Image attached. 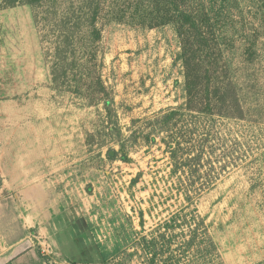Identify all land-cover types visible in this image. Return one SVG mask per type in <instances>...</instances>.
Here are the masks:
<instances>
[{
    "label": "rangeland",
    "instance_id": "obj_1",
    "mask_svg": "<svg viewBox=\"0 0 264 264\" xmlns=\"http://www.w3.org/2000/svg\"><path fill=\"white\" fill-rule=\"evenodd\" d=\"M22 1L0 0V264H264V0H201L219 45L194 106L174 25L99 18L89 102L92 68L53 81Z\"/></svg>",
    "mask_w": 264,
    "mask_h": 264
},
{
    "label": "trees",
    "instance_id": "obj_2",
    "mask_svg": "<svg viewBox=\"0 0 264 264\" xmlns=\"http://www.w3.org/2000/svg\"><path fill=\"white\" fill-rule=\"evenodd\" d=\"M22 2L30 4L35 9L45 5L43 11L46 15L43 17L42 26L46 27L48 35L55 37L51 63L53 81L58 80L59 73L67 72L66 70H70L71 66L84 68L88 65L92 68L90 73L79 70L84 77L87 75L92 78L93 83L86 87L89 102L105 99L107 95V89L97 70L100 63L95 42L100 39L99 18L140 25L144 28L174 25L181 42L187 101L189 105L194 106L197 96L201 101L204 98L211 99L212 94L208 87L213 82L211 81L213 74L206 76L209 71L203 68L200 58L206 59L208 56L211 58L213 54V60L216 59L218 53L214 46L219 44L214 33L210 34L211 30L208 29L214 27L218 20L217 15L211 16L205 2L201 0H23ZM40 19L42 20V17ZM38 20L37 17V22ZM205 77H207L204 81L206 83L202 82V86L201 81ZM199 90L206 91L207 97H204L205 94ZM213 93L217 94L215 90ZM172 112L174 111L170 113L173 114ZM178 144L177 141L175 144L169 143L174 155L177 153ZM115 153L114 149L109 150V154L115 155Z\"/></svg>",
    "mask_w": 264,
    "mask_h": 264
}]
</instances>
